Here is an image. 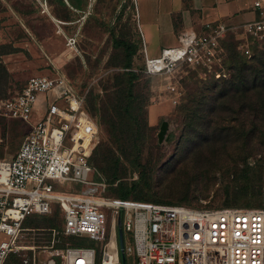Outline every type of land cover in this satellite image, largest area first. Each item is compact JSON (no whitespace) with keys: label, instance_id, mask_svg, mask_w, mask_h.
Wrapping results in <instances>:
<instances>
[{"label":"rangeland","instance_id":"rangeland-1","mask_svg":"<svg viewBox=\"0 0 264 264\" xmlns=\"http://www.w3.org/2000/svg\"><path fill=\"white\" fill-rule=\"evenodd\" d=\"M45 1L43 12L37 0H0V98L14 95L31 76L59 71L85 95V109L96 119L95 111L103 115L110 102L118 107L130 100L140 128L141 151L133 165L121 157L120 178L110 188L119 182L136 183L126 199L138 196L146 202L195 209H264V120L257 127L246 121L241 125L240 118L249 111L237 115L236 105L232 110H213L216 97L235 80L240 64L262 67L264 54L241 55L229 34L222 41V64L211 73L181 65L170 74H148L132 0ZM114 40L135 47L130 68L124 67L125 49ZM129 72L137 75L130 99L121 93ZM151 105L166 111L150 120ZM110 112L115 111L110 108ZM119 118V130H127V123ZM163 121L167 130L159 142ZM98 126L97 146L109 145L105 127ZM25 133L17 122L0 118V159L9 160L16 153ZM56 220L59 227L61 220ZM41 221L34 216L24 224L23 238H34L37 247L18 254L23 264H45L47 260L43 246L48 230Z\"/></svg>","mask_w":264,"mask_h":264},{"label":"built area","instance_id":"built-area-1","mask_svg":"<svg viewBox=\"0 0 264 264\" xmlns=\"http://www.w3.org/2000/svg\"><path fill=\"white\" fill-rule=\"evenodd\" d=\"M37 1L46 11V1ZM132 3L138 27L136 0ZM252 7L256 18L240 27L209 22L198 32L182 29L177 44L154 58L146 55L142 40L145 72L170 74L181 65L210 72L221 66L222 41L229 34L241 55L253 57L264 50V0H253ZM0 118L26 131L16 153L0 159V264L11 254L35 250L34 238H23L25 222L54 213L61 225L47 229L45 264L57 259L59 264H122L117 218L131 264H264L262 208L195 209L110 194L116 184L90 162L97 119L63 72L31 76L14 95L0 98ZM81 239L94 246L73 245Z\"/></svg>","mask_w":264,"mask_h":264},{"label":"trees","instance_id":"trees-1","mask_svg":"<svg viewBox=\"0 0 264 264\" xmlns=\"http://www.w3.org/2000/svg\"><path fill=\"white\" fill-rule=\"evenodd\" d=\"M114 42L116 46H122L125 49L126 55L124 67L130 68L132 56L135 53V47L124 40H114ZM259 53L264 54V50L256 52L253 57ZM261 63L264 64V60ZM262 67H264V65ZM262 67L258 65L248 66L244 62L241 63L235 80L233 79L229 83L228 88L216 97L213 110L217 109V111H219L225 108L232 110L233 105H236L237 110L239 111L237 115L241 114L240 112L244 110L249 111L248 114H244L243 117L240 118L241 125H245L244 121H246L249 125L253 124L257 127L259 121H261V119L264 120V68L262 69ZM136 76L135 73L129 72L128 76L125 78V88L121 89V93L124 94L125 98L130 99L133 96L134 79ZM129 101H124V103L118 107L110 102L111 106L108 107L109 104H107L104 108L103 115H98V112L95 111V116L98 120L97 122L99 125L105 127L109 135L110 144L96 145L90 157V162L102 175H105L104 177L109 183H113L120 178L121 157L125 158L130 165H133L138 161L139 153L141 151L142 138L140 136V128L138 127L136 117L132 116L131 102ZM110 108L115 111L113 112L114 114L110 112ZM119 109L123 113L121 111L118 112ZM118 113H120V118ZM249 114H251V118L248 116ZM117 118L127 123V130H119V122ZM209 123L211 124V122H208L206 125H209ZM123 139L125 141H123ZM118 152L121 153L120 156L118 155ZM138 164L139 162H137V165ZM135 188L136 183H131L128 186L123 182H119L116 188H111V191L114 192V195L117 194L122 199H126L131 195V192ZM134 198L136 201L146 202L141 197L136 196ZM56 217V213L50 218L39 216V218L42 219L41 222H44V229L57 228ZM46 232L48 234L47 240H49L50 230ZM73 245L93 247L94 243L86 239H81L74 241ZM7 260H12L14 264H23V258L18 254H11ZM127 261L128 259L124 256V261H121V263L127 264ZM55 264H59L58 259Z\"/></svg>","mask_w":264,"mask_h":264},{"label":"crops","instance_id":"crops-1","mask_svg":"<svg viewBox=\"0 0 264 264\" xmlns=\"http://www.w3.org/2000/svg\"><path fill=\"white\" fill-rule=\"evenodd\" d=\"M253 0H136L138 27L148 57L177 44L182 29L197 32L206 23L223 22L230 28L256 18ZM60 24H63L60 21ZM160 105L148 107V118L165 113Z\"/></svg>","mask_w":264,"mask_h":264},{"label":"water","instance_id":"water-1","mask_svg":"<svg viewBox=\"0 0 264 264\" xmlns=\"http://www.w3.org/2000/svg\"><path fill=\"white\" fill-rule=\"evenodd\" d=\"M166 130H167V123L163 121L160 125V129L157 134L159 142L163 140ZM116 225H117L118 246L120 250L121 261L123 262L124 261V235H123L122 228H121L120 218H117Z\"/></svg>","mask_w":264,"mask_h":264},{"label":"bare ground","instance_id":"bare-ground-1","mask_svg":"<svg viewBox=\"0 0 264 264\" xmlns=\"http://www.w3.org/2000/svg\"><path fill=\"white\" fill-rule=\"evenodd\" d=\"M54 20H57V19H55V18H53ZM59 23H60V20H57Z\"/></svg>","mask_w":264,"mask_h":264}]
</instances>
